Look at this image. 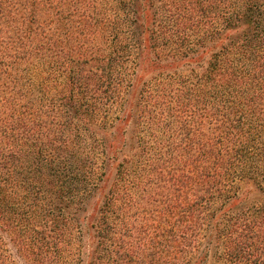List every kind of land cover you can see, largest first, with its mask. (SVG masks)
Returning a JSON list of instances; mask_svg holds the SVG:
<instances>
[{"label":"trees","instance_id":"16d2710c","mask_svg":"<svg viewBox=\"0 0 264 264\" xmlns=\"http://www.w3.org/2000/svg\"><path fill=\"white\" fill-rule=\"evenodd\" d=\"M213 250L264 264V0H0V264Z\"/></svg>","mask_w":264,"mask_h":264},{"label":"rangeland","instance_id":"374dc122","mask_svg":"<svg viewBox=\"0 0 264 264\" xmlns=\"http://www.w3.org/2000/svg\"><path fill=\"white\" fill-rule=\"evenodd\" d=\"M103 193H104L103 191L102 192L97 191L94 194V197L88 198V203L86 206V213L84 214V216L87 219L89 218L90 215H94V217L96 216L99 206L101 205L102 200H103ZM220 202H221V199L217 200L215 205L218 206ZM216 262L217 260L215 259L214 250H213L206 264H217Z\"/></svg>","mask_w":264,"mask_h":264}]
</instances>
